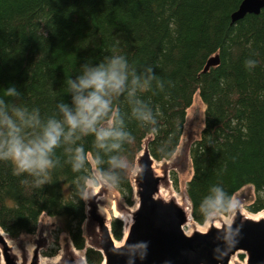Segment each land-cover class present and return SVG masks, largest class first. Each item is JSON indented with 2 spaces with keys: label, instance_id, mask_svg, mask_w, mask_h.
I'll return each instance as SVG.
<instances>
[{
  "label": "trees",
  "instance_id": "obj_1",
  "mask_svg": "<svg viewBox=\"0 0 264 264\" xmlns=\"http://www.w3.org/2000/svg\"><path fill=\"white\" fill-rule=\"evenodd\" d=\"M242 1L0 0V227L11 240L34 235L46 215L61 226L44 256L58 254L64 232L88 264H103L83 234L94 169L134 206L144 142L155 161L172 159L197 92L206 111L190 149L193 221L228 215L247 186L248 210L264 211V9L233 24ZM95 73L104 85L83 87ZM13 141L39 147L38 163L20 168ZM111 231L122 241L123 221L113 217Z\"/></svg>",
  "mask_w": 264,
  "mask_h": 264
},
{
  "label": "water",
  "instance_id": "obj_2",
  "mask_svg": "<svg viewBox=\"0 0 264 264\" xmlns=\"http://www.w3.org/2000/svg\"><path fill=\"white\" fill-rule=\"evenodd\" d=\"M263 9L264 0H243L231 15L232 23L248 15L257 16ZM218 64V57H212L204 72ZM155 164L147 140L137 158L136 209L127 216L130 221L121 219L124 222L122 244L114 239L111 224L99 211L95 197L88 198L87 218L97 226L99 234V240L93 242L94 249L102 254L104 264H232L241 253L246 255V264H264V218L253 219L237 209L230 223H213L205 231L195 229L188 233L185 227L193 221L190 204L180 203L175 196L161 195V187L168 182V172L166 168L163 174L156 172ZM1 230L0 227L2 264H41L42 243L20 259ZM51 264L87 262L77 252L70 251Z\"/></svg>",
  "mask_w": 264,
  "mask_h": 264
},
{
  "label": "rangeland",
  "instance_id": "obj_3",
  "mask_svg": "<svg viewBox=\"0 0 264 264\" xmlns=\"http://www.w3.org/2000/svg\"><path fill=\"white\" fill-rule=\"evenodd\" d=\"M205 111V103L203 102L200 93L197 92L193 96L192 104L186 110L183 134L176 154L168 161L156 162L159 165L161 164V168L163 167L161 169V174H163L165 168L168 172V182L164 184L167 196L169 198L171 196L179 197L184 200L185 203L188 201L187 205L188 203L190 204V201L187 196L186 186L193 175L190 149L193 143L201 138L202 131L205 127ZM137 168L136 161V168L133 174V186ZM173 173H175L178 177V189H176L173 184ZM94 175L96 176L97 185H95L93 181L88 182V188L85 195L86 211L88 210V198L90 196H94L97 201L99 211L106 217L109 224L111 223L113 217H120L121 215L125 217L131 216L136 205L134 204L132 207L128 206L117 191L109 183L99 177L95 169ZM254 200L255 190L252 186H247L234 195L228 215L213 214L203 225L191 221L185 227V230L187 232L195 229L205 231L213 223L228 222L237 209H240L247 216L258 217L264 211L255 214L248 210V206L252 205ZM59 226H61L60 221L44 215L41 219L38 230L34 235H24L16 240H9L12 241L11 245L13 246L15 252L19 255V258L24 254H31V252L36 249L37 244L42 243V248L40 249L41 264H51L52 262L57 261L58 258L61 259L65 257L70 251L77 252L80 256L84 257V251L77 250L70 240L69 235L64 232L61 233L58 238V254L55 257L44 256V252L52 248L54 245L56 246L57 240L55 237V230ZM83 228V234L86 237L87 247L95 248V243L93 242L94 240H99V234L96 232L97 226L93 225L89 218H87ZM122 242L123 240L120 242L117 241L119 245L122 244ZM232 263L246 264V255L242 253L238 254L233 259Z\"/></svg>",
  "mask_w": 264,
  "mask_h": 264
},
{
  "label": "clouds",
  "instance_id": "obj_4",
  "mask_svg": "<svg viewBox=\"0 0 264 264\" xmlns=\"http://www.w3.org/2000/svg\"><path fill=\"white\" fill-rule=\"evenodd\" d=\"M121 66V60L119 57L113 59L110 65V77L109 80L112 82L113 86H119L121 80L118 78V71ZM103 73H95L90 76V78L83 79L81 85L85 88L95 85L97 88H100L106 82L103 79ZM55 143V137L52 133H49V144ZM47 146V145H46ZM11 156L15 161L18 162L20 168L24 170L31 169L38 162L33 158L41 151L39 147H25L18 141H13L9 147ZM42 163V162H41Z\"/></svg>",
  "mask_w": 264,
  "mask_h": 264
},
{
  "label": "bare ground",
  "instance_id": "obj_5",
  "mask_svg": "<svg viewBox=\"0 0 264 264\" xmlns=\"http://www.w3.org/2000/svg\"><path fill=\"white\" fill-rule=\"evenodd\" d=\"M155 170H156V172H158V173H160L161 172V164L159 165V164H155ZM166 190L164 189V186H162L161 187V195L163 196V197H165V198H167L168 196H167V192H165ZM177 199L179 200V202L180 203H183L184 202V200H182V199H180L179 197H177ZM136 200H137V198H136ZM188 202V201H187ZM186 202V203H187ZM185 203V204H186ZM188 205H189V203H188ZM135 209H136V206H135ZM249 217H251V216H249ZM119 218H121V219H124V220H126V222L127 221H130L129 220V218L128 217H125V216H120ZM251 218H253V219H260V218H264V212L263 213H261L258 217H251ZM232 221V216H231V218L229 219V221H228V223H230ZM216 225H218L219 223H215ZM1 232H2V234L5 236V238L7 239V242H8V244L10 245V246H12L11 244H12V241H10L9 240V238L7 237V235L3 232V230H1ZM191 232H193V230L192 231H190V232H188V233H191ZM13 247V246H12ZM15 251V250H14ZM15 253V252H14ZM60 258H58V260H59ZM58 260L57 261H55V262H52V263H56V262H58ZM233 264V263H232Z\"/></svg>",
  "mask_w": 264,
  "mask_h": 264
}]
</instances>
